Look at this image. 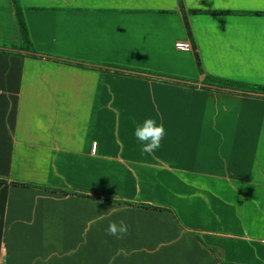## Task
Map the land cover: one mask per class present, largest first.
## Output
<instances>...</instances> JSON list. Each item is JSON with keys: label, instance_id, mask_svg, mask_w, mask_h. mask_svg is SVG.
I'll list each match as a JSON object with an SVG mask.
<instances>
[{"label": "crops", "instance_id": "1", "mask_svg": "<svg viewBox=\"0 0 264 264\" xmlns=\"http://www.w3.org/2000/svg\"><path fill=\"white\" fill-rule=\"evenodd\" d=\"M18 2L28 49L0 0V264H264V0ZM147 118L166 134L141 154Z\"/></svg>", "mask_w": 264, "mask_h": 264}, {"label": "clouds", "instance_id": "2", "mask_svg": "<svg viewBox=\"0 0 264 264\" xmlns=\"http://www.w3.org/2000/svg\"><path fill=\"white\" fill-rule=\"evenodd\" d=\"M187 2L192 4L193 0H187ZM37 123L38 125L40 124L39 121ZM165 134L164 125L162 123L157 124V121L153 118L145 119L142 124H138L134 129V136L141 145V154H151L159 149ZM116 197H114V200H116ZM114 205L112 207H114ZM109 214H111V209L109 210ZM129 227L130 226L124 219L118 221L112 220L109 221L105 232L106 235L122 238L128 234Z\"/></svg>", "mask_w": 264, "mask_h": 264}, {"label": "trees", "instance_id": "3", "mask_svg": "<svg viewBox=\"0 0 264 264\" xmlns=\"http://www.w3.org/2000/svg\"><path fill=\"white\" fill-rule=\"evenodd\" d=\"M11 1H12V4H13L15 21H16V24H17V27H18V31H19V35H20V43H21L20 46L25 48V49H28L30 47V42H29V38H28V31H27V27H26L25 20H24V17H23L22 9H21V7L19 5L18 0H11ZM195 59H196V64L199 67V63H198V60L196 58V55H195ZM208 80L212 81V82L215 81L212 78H209ZM258 89L264 91V87H260ZM63 193L75 194V192H72V191L69 192V191H65V190H63ZM127 204H129V205H141L143 207H148V208H152V209L171 211L168 208L144 205V204H141V203H127Z\"/></svg>", "mask_w": 264, "mask_h": 264}, {"label": "built area", "instance_id": "4", "mask_svg": "<svg viewBox=\"0 0 264 264\" xmlns=\"http://www.w3.org/2000/svg\"><path fill=\"white\" fill-rule=\"evenodd\" d=\"M179 43V42H178ZM179 44H181L182 45V43H179Z\"/></svg>", "mask_w": 264, "mask_h": 264}]
</instances>
